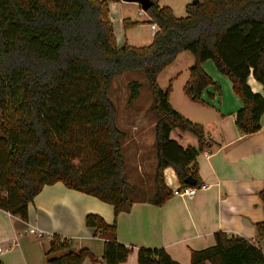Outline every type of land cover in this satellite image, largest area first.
<instances>
[{
    "label": "trees",
    "instance_id": "obj_1",
    "mask_svg": "<svg viewBox=\"0 0 264 264\" xmlns=\"http://www.w3.org/2000/svg\"><path fill=\"white\" fill-rule=\"evenodd\" d=\"M127 0H0V209L27 221V207L46 185L57 182L113 207L128 211L125 196L122 140L125 133L115 122L116 109L107 91L113 77L126 71L141 72L151 93L156 168L150 201L163 205L171 198L164 170L174 171L182 186L191 176L200 186L195 159L206 147L203 127L174 110L171 86L162 90L161 72L180 53L189 52L194 63L183 87L184 95L201 103V93L219 86L202 69L212 61L231 82L242 107L234 124L242 135L260 129L264 98L251 91V75L264 91V0H197L178 18L172 9L154 0L145 14L158 31L147 46H118L109 5ZM128 19L122 21L128 29ZM131 27L137 25L130 22ZM141 84H127V103L139 97ZM178 129L197 139V148H182L170 139ZM2 133V134H1ZM264 210V189L260 193ZM86 226L108 238L101 261L124 264L131 247L117 242L115 225L89 214ZM257 243L223 232L215 245L193 251L190 264H264L258 244L264 241V220L256 224ZM46 264L92 263L98 259L87 248H72V240L52 235ZM137 264H178L163 249L140 248Z\"/></svg>",
    "mask_w": 264,
    "mask_h": 264
},
{
    "label": "crops",
    "instance_id": "obj_2",
    "mask_svg": "<svg viewBox=\"0 0 264 264\" xmlns=\"http://www.w3.org/2000/svg\"><path fill=\"white\" fill-rule=\"evenodd\" d=\"M123 2L126 1L109 5L118 46L129 44L125 34L127 29L122 25L125 18L121 15L120 4ZM130 22L127 25L133 28ZM145 22L150 26L148 16ZM150 35L151 40L154 35ZM202 69L219 86L220 92L209 86L201 93V103L192 102L185 96L186 100L177 103L180 110L172 103L171 106L203 127L206 147L198 153L194 166L200 186L206 185L207 189L191 186L197 188L193 198L171 196L161 206L153 205L150 198L132 199L129 200L130 209L116 216L111 205L92 196L68 189L60 182L46 185L29 203L27 221L0 209V264H46L45 254L52 235L71 239L73 249L87 248L98 259L95 263L85 259L81 264H104L100 259L103 242L108 236L86 226L85 219L89 214L99 216L107 225L114 224L117 242L132 248L124 264H137L136 252L140 248L163 249L178 264H190L193 251L215 245L214 234L217 232L257 243L256 224L264 220L260 199L264 189V113L257 132L240 134L234 119L242 103L233 93L231 82L217 71L212 61L204 62ZM247 84L253 93L264 98L262 86L251 75ZM138 102L136 99L128 104L130 129L126 132L119 128L125 133L124 138L146 131V113L138 110ZM185 133L177 134L174 141L182 148H197V139ZM137 152L135 147L131 155L141 170L143 155L140 157ZM163 174L164 180L171 177L169 183L165 182L170 190L182 186L172 169H165ZM29 230L34 233H28ZM258 244L264 254V241Z\"/></svg>",
    "mask_w": 264,
    "mask_h": 264
},
{
    "label": "rangeland",
    "instance_id": "obj_3",
    "mask_svg": "<svg viewBox=\"0 0 264 264\" xmlns=\"http://www.w3.org/2000/svg\"><path fill=\"white\" fill-rule=\"evenodd\" d=\"M24 5L28 4L29 0H21ZM42 3L51 6L53 0H39ZM160 7H170L174 15L178 18L186 16L185 7L191 4L193 0H154ZM122 17L129 18L132 21H138L137 25L133 28L125 30L126 38L129 45L135 47L147 46L151 43L150 40V26L145 21L147 15L141 11L140 7L136 3L123 2L120 4ZM193 65V56L189 52L181 53L172 66L164 71L158 78V85L162 90H166L168 86H171V101L170 104L180 110V106L177 104L180 100L183 102L186 100L183 94V87L187 81L189 69ZM138 81L141 84L138 97V110L146 113V119L144 121L146 125V131L143 133L138 132L134 137H126L122 140V154L124 159L123 178L127 184L125 190V196L128 200L132 199H149L154 193V173L156 168V147L154 142V127L151 125L155 122V119L151 113V93L145 76L138 71H126L120 74H116L108 88L107 94L109 99L116 109V125L118 128L129 131L131 125L127 120L129 119V109L127 103L128 89L127 84L130 81ZM174 108V109H175ZM177 111V110H176ZM179 112V111H177ZM180 113V112H179ZM4 113L0 109V126L4 124ZM134 132V131H133ZM136 132V131H135ZM181 133L178 129H175L170 139L174 140L176 135ZM2 134V133H1ZM190 138L192 135L185 133ZM137 147L140 157L141 170L138 169L139 163L131 155Z\"/></svg>",
    "mask_w": 264,
    "mask_h": 264
},
{
    "label": "built area",
    "instance_id": "obj_4",
    "mask_svg": "<svg viewBox=\"0 0 264 264\" xmlns=\"http://www.w3.org/2000/svg\"><path fill=\"white\" fill-rule=\"evenodd\" d=\"M150 28H151L152 35H155V33L158 31V26L155 23H151ZM170 178L171 177H165L164 182L169 183ZM207 187L208 186H206V185L199 186V188L202 190L207 189ZM196 191H197V188L191 187V186H180L176 189H171L172 196L180 197V198H193ZM28 233L33 234L34 231L29 230ZM0 251H1V248H0Z\"/></svg>",
    "mask_w": 264,
    "mask_h": 264
},
{
    "label": "water",
    "instance_id": "obj_5",
    "mask_svg": "<svg viewBox=\"0 0 264 264\" xmlns=\"http://www.w3.org/2000/svg\"><path fill=\"white\" fill-rule=\"evenodd\" d=\"M126 2H132V3H136L139 5L141 11H143L144 13L153 5V1L151 0H127ZM193 5H197L198 1L197 0H193L192 3ZM183 183L188 185V186H195L196 184V180L191 177L188 176L183 180Z\"/></svg>",
    "mask_w": 264,
    "mask_h": 264
}]
</instances>
